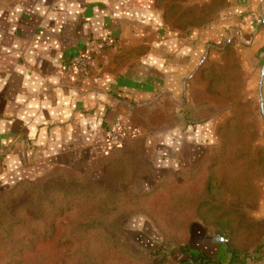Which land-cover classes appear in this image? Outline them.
I'll list each match as a JSON object with an SVG mask.
<instances>
[{"label": "crops", "instance_id": "1", "mask_svg": "<svg viewBox=\"0 0 264 264\" xmlns=\"http://www.w3.org/2000/svg\"><path fill=\"white\" fill-rule=\"evenodd\" d=\"M218 1L212 23L187 30L167 24L158 0H15L0 9L1 185L108 155L113 119L137 131L134 142L157 168L197 161L215 144L216 123L194 126L182 112L210 109L196 97L198 73L227 43L255 97L264 144V0ZM110 36L118 46L92 77L63 66Z\"/></svg>", "mask_w": 264, "mask_h": 264}, {"label": "rangeland", "instance_id": "2", "mask_svg": "<svg viewBox=\"0 0 264 264\" xmlns=\"http://www.w3.org/2000/svg\"><path fill=\"white\" fill-rule=\"evenodd\" d=\"M14 1L0 0V9ZM158 5L168 25L187 30L208 26L223 4ZM220 53L196 82L210 109L182 112L194 126L214 120L215 144L195 162L160 169L126 127L132 134L106 156L0 183V264H178L169 255L185 263L181 246L222 251L223 264H264L260 113L234 46ZM117 122L125 126L108 121L105 142Z\"/></svg>", "mask_w": 264, "mask_h": 264}, {"label": "built area", "instance_id": "3", "mask_svg": "<svg viewBox=\"0 0 264 264\" xmlns=\"http://www.w3.org/2000/svg\"><path fill=\"white\" fill-rule=\"evenodd\" d=\"M119 40L116 37H108L101 47L96 50L85 49L77 56L73 57L63 66L70 69L75 78H90L98 68L99 59H105L106 49L115 48L118 46ZM131 132L127 131L122 123L117 122L112 129H110L107 145L110 149L119 148L123 145L126 136H130Z\"/></svg>", "mask_w": 264, "mask_h": 264}, {"label": "trees", "instance_id": "4", "mask_svg": "<svg viewBox=\"0 0 264 264\" xmlns=\"http://www.w3.org/2000/svg\"><path fill=\"white\" fill-rule=\"evenodd\" d=\"M159 248V247H158ZM156 249V252L154 254L157 256L158 253H161L160 249ZM180 252L185 257L186 262L181 263L177 261L175 258H173L172 254L169 255V257L178 264H223V252L220 251L219 254L216 257L210 256L207 253L191 248L189 246H181L179 247Z\"/></svg>", "mask_w": 264, "mask_h": 264}]
</instances>
